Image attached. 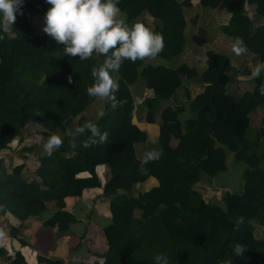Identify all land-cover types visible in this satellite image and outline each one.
Wrapping results in <instances>:
<instances>
[{
    "label": "trees",
    "instance_id": "trees-1",
    "mask_svg": "<svg viewBox=\"0 0 264 264\" xmlns=\"http://www.w3.org/2000/svg\"><path fill=\"white\" fill-rule=\"evenodd\" d=\"M118 6L129 26L141 23L162 34L165 47L155 59L158 63L125 60L113 73L119 83L115 108L86 91L95 82L91 72L102 64L103 55L86 61L64 56L63 45L31 25L33 17L45 19L52 7L47 0H24L23 15L17 14L10 33L0 28V151L13 149L26 131L37 127L46 136L56 132L63 139L50 157L45 152L37 156L34 170L24 162L9 169L0 163V231L4 238L9 235L28 245L22 223L36 218L57 236L66 234L78 219L66 209L65 200L101 187L96 168L105 165L109 174L103 195L111 215L102 228L107 246L102 253L84 250L81 264H157V254L166 256L168 264H264V238L256 236L252 223L264 230V95L259 92L264 72L250 77L249 88L243 90L227 54L206 51L201 69L185 62L216 33L231 42L241 37L247 54L264 62V0H199L202 9L227 15L215 29L204 15L198 20L188 13L191 0H119ZM146 15L156 23L148 24ZM194 78L203 85L192 96L186 81ZM136 87L152 96L138 103ZM258 108L262 114L254 125L252 113ZM185 109L191 115L182 121ZM100 110L103 118L97 116ZM134 112L158 124L154 142L132 122ZM86 121L108 133L107 144L82 146L91 133L81 135L75 129ZM151 149L163 155L142 172L141 159ZM228 152L245 166L241 190L223 192L221 207L204 201L197 185L226 169ZM82 172L88 175L78 176ZM150 176L157 186L137 188ZM6 213L21 225L7 224ZM4 238L0 261L28 264L20 251L9 254ZM236 244L246 246L243 256L234 254ZM35 264L68 263L37 254Z\"/></svg>",
    "mask_w": 264,
    "mask_h": 264
},
{
    "label": "clouds",
    "instance_id": "clouds-1",
    "mask_svg": "<svg viewBox=\"0 0 264 264\" xmlns=\"http://www.w3.org/2000/svg\"><path fill=\"white\" fill-rule=\"evenodd\" d=\"M47 3L52 7L46 13L43 31L57 44L64 46V56L81 61L89 60L93 55L105 57L98 68L92 69L91 75L95 82L86 91L90 97H96L112 108L118 105L116 92L119 90L118 80L113 73L119 71L125 60H155L165 47L162 34L141 23L128 25L126 16L118 6L119 0H47ZM23 4L24 0H0V28L4 33H10L18 13L23 15ZM231 51L240 57L249 50L243 39L237 37L231 45ZM262 72L264 62L258 61L251 71V77L259 78ZM259 92L264 95V84H261ZM97 116L103 118L105 112L100 110ZM75 132L81 135L91 133L82 144L84 148L108 143V133H101L98 125L92 121H86ZM62 146V137L52 134L44 143L43 150L50 157ZM72 147L76 145L73 143ZM162 155L161 150L146 151L141 159V171L146 172L144 165L158 161ZM3 238L4 234L0 231V240ZM246 249V246L236 244L234 254L243 256ZM155 259L157 264H168L163 254H157Z\"/></svg>",
    "mask_w": 264,
    "mask_h": 264
},
{
    "label": "crops",
    "instance_id": "crops-1",
    "mask_svg": "<svg viewBox=\"0 0 264 264\" xmlns=\"http://www.w3.org/2000/svg\"><path fill=\"white\" fill-rule=\"evenodd\" d=\"M198 5H199V0H191V8L187 10L188 13L190 14L194 13L195 16L197 15L198 20H200L202 15H204L206 21L213 25L214 28L212 29L217 28L216 27L217 25L223 24L226 21L227 15L221 10L219 9L204 10ZM252 8L253 6L249 7V9H252ZM146 17L148 18V15H146ZM151 22H153L152 24L156 23L154 18H152ZM151 22H150V25H152ZM232 44L233 42H231L223 34L216 33L211 38L209 36L207 41L201 42L199 46L196 48L197 52L195 51L193 53V56L187 55L185 58L186 60L185 62H187L189 65H193V66L196 65L198 66L199 69H201L204 65V54L206 53V51L215 50V51L227 54L230 57L232 63L234 65L236 64L235 66L237 70L239 66L236 62L240 61V63H243L244 67L242 68V70L239 69L237 71L236 80L241 82L242 83L241 88L243 90H246L249 88V78L251 77V71L253 70L254 66L259 61V59L257 56H254V55L251 56L248 54L242 55L240 57H236L231 51ZM186 82H187V86L191 90L192 96L198 93L200 91V88L202 87L201 85H203L201 84L202 82L197 78L187 80ZM136 89H139L137 93H136ZM136 89L134 90V92L138 96H140V94H143V93L145 94V96L139 98V100L137 101L138 103H141L143 102L145 98L152 96V93L150 90H147L141 87H138V88L136 87ZM183 100H184L183 98H180V101H183ZM184 103H186L185 100H184ZM255 112H256L255 117H257V120L255 123H253L254 125L258 124L260 116L262 114V109L258 108ZM136 115H137V112H134L132 116V122L138 125V127L141 128L142 130H145L148 134L149 140L151 142H154L157 139V136L159 133L158 124L156 123L152 124V123L145 122L143 118L144 114L142 112L139 114L138 116L139 118H137ZM190 115H191L190 111L185 109V111H183L181 114V120L183 121L189 118ZM253 116H254V112L252 113V118ZM233 162L234 161L232 159L230 166H232ZM37 165L38 163L36 162L35 168ZM31 170H34V169H31ZM243 170L244 168L241 170V174ZM96 172L101 181V187L85 189L83 191L82 196L69 197L65 200L66 209L72 212L78 219V222H76L75 224H72L70 230L66 234L57 236L54 229L42 226L41 219H36V218L28 219L24 223H22L23 226H22L21 232L23 234V237L25 238V240L29 242V244L21 245L16 238L6 235L4 239L7 241V248H8L7 250L9 251V254L13 255L15 251H20L22 255L24 256L25 260L27 261V263L29 264L36 263L37 254H42L45 256H49V257H58V258L63 259L66 263H68L67 261L68 259H71L72 261L70 264H81L82 256L80 254L83 253L84 251L83 246H89V243L93 245L94 242L95 244H98L99 242L98 240L102 241L103 245H101L99 248H94V249L102 253L106 249V246H107L102 228L106 226L111 220V215H110V210H109V200H108V197L103 195V185L106 183L109 173L105 165L98 166L96 168ZM218 174L215 175L214 177H211V178L209 177L208 179L210 182L202 181V183L200 182V185H197L203 192V198L206 201L217 202L218 199L221 201L222 200L221 194L225 191L230 192L229 186L226 183L224 182H219V183L217 182V184L214 183V178L217 177ZM86 175H88V173L82 172L78 176H86ZM157 184H158L157 179L154 176H150L147 181H145L141 185L139 184L137 188L149 190L152 187L157 186ZM219 190H223V192L219 193ZM83 198L92 200V202L87 204V203H81V201H78ZM83 204L87 206H90L92 204L94 207L95 214L93 215V218H91L90 220L94 222L95 224L94 227L97 226V228H95L97 229V234H96L97 238H95L94 235H91V231L93 230L91 227H93V223L92 224L90 223V221L88 220V217H87L88 221L80 225L82 221L79 219L77 213L75 212V209L77 207H81V208L86 207V206H83ZM51 207L52 205L49 204L48 208H51ZM51 211L52 209H49L41 217L43 219L46 218ZM3 218L6 220L7 224H9L10 226L21 225V222H19V220L15 219L8 213L4 214ZM86 225H90L89 229H88V226L86 229H84ZM76 230H80L81 234L76 233ZM82 231H84L85 233H82ZM39 233L42 234L41 237H43V239L37 242V235ZM73 236L74 237L77 236V238H73ZM78 240L81 242H79ZM71 241L72 243H69ZM80 244H82V250L80 248L79 251L77 252V249L78 247H80L79 246ZM76 246L78 247L73 252L71 248L76 247ZM87 259L89 260L90 258L87 257ZM89 261H92V260L90 259Z\"/></svg>",
    "mask_w": 264,
    "mask_h": 264
},
{
    "label": "rangeland",
    "instance_id": "rangeland-1",
    "mask_svg": "<svg viewBox=\"0 0 264 264\" xmlns=\"http://www.w3.org/2000/svg\"><path fill=\"white\" fill-rule=\"evenodd\" d=\"M151 17L152 16L149 17V15H148V18L146 17V19L148 20L147 21L148 24H150V22H151V20L153 18V17L152 18ZM30 22H31V25H33L36 28V31L38 33L44 32L43 28L46 26V20L44 19V17H35V18L33 17V18H31ZM152 23L153 22H151V24ZM153 62L154 63H158V60H154ZM236 63L239 66L238 70L239 69L242 70V68L244 67L243 63H240V61H238ZM138 90L139 89H136V93L138 92ZM136 93H135L136 101H138L139 98L145 96L144 93L140 94V96H138ZM255 113L256 112H254L253 118H251L252 124L255 123L256 120H257V117H255L256 116ZM136 116H137V118H139L138 115H136ZM28 128L30 129L31 127H28ZM35 129H36L35 132L26 131L27 130L26 129L25 133H28V134H23L22 135V139L19 142H17L16 144H13V146H12L13 149L0 151V163L2 164V166L5 169H9L15 163H22V162H24L27 165L29 170L35 168L37 156L39 154L44 153V150H43L44 143L47 142V139L49 138L50 135L57 134L56 132H53V133H51V134L46 136V135H44L43 130L40 129L39 127L35 128ZM29 133H30V136H28ZM57 135H59V134H57ZM37 143H39V144H37ZM33 145H34V147H33ZM30 147H33L32 151L24 150V149H27V148H30ZM232 159H233L232 158V153L228 152L227 153V157H226V160H227L226 161V167L227 168L224 171H221L220 174H218V176L214 178V183L215 184H217V182L218 183L219 182L226 183L229 186L230 192H234V191H237V190L240 191L241 190V187H242V185H241L242 184V181H241V170L245 166L241 162H236V163L233 162L232 166H230V163H231ZM227 164H228V166H227ZM221 192H223V190H219V193H221ZM216 197H218V196H216ZM78 201H81V203H87V204L92 202V200L85 199V198H83L81 200H78ZM204 201H206V200H204ZM213 203H216V204L220 205L221 207L222 206L225 207L224 203L222 202V200L220 201L218 199L217 202H213ZM83 206H86V207H84V208L77 207L75 209V212L77 213L79 219L82 221L80 225L86 223L88 220L90 221L91 224L93 223V227H91L93 229L91 231V235H94L95 238H97V236H96L97 229H95V228H97V226L94 227V225H95L94 222L90 220L91 218H93V215L95 214L94 207H93L92 204L90 206H87V205L83 204ZM87 217H88V220H87ZM252 223H253V225H255V234H256V236L259 237V238H264V230L262 228H260L261 226L260 227L257 226L255 224V222H252ZM101 225H103V224H101ZM87 226H88V229H89L90 225H86L84 227V229H86ZM76 233L81 234L80 230H76ZM82 233H85V232L82 231ZM41 236H42V234H40V233L37 235V242H39L41 239H43V237H41ZM73 238H77V236H75V237L73 236ZM98 241H99L98 244H95V242H94L93 245H91L89 243V246H83L84 250L87 251V250H92L94 248H99L101 245H103V242L100 241V240H98ZM79 242H81V241H79ZM69 243H72V241L69 242ZM82 244L79 245L80 247H78L77 252L79 251L80 248L82 250ZM72 248H71V250H73V252H74L75 249H72ZM90 259L92 260L94 258H92L90 256ZM67 261H68V264H70L72 260L68 259ZM0 264H8V261H0Z\"/></svg>",
    "mask_w": 264,
    "mask_h": 264
}]
</instances>
